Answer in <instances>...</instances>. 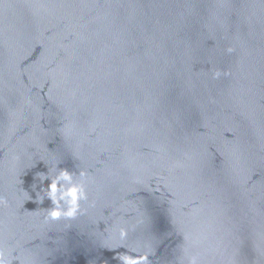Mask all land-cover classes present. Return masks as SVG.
Listing matches in <instances>:
<instances>
[{"label": "water", "instance_id": "obj_1", "mask_svg": "<svg viewBox=\"0 0 264 264\" xmlns=\"http://www.w3.org/2000/svg\"><path fill=\"white\" fill-rule=\"evenodd\" d=\"M0 252L264 264V0H0Z\"/></svg>", "mask_w": 264, "mask_h": 264}, {"label": "clouds", "instance_id": "obj_2", "mask_svg": "<svg viewBox=\"0 0 264 264\" xmlns=\"http://www.w3.org/2000/svg\"><path fill=\"white\" fill-rule=\"evenodd\" d=\"M73 173L66 169H60L55 176H49L45 173H40L42 177L41 183L47 179L50 183L44 191V197L40 199L42 203L44 198L50 200L52 207L47 209L46 219L57 220L62 216L65 218H74L79 212V201L86 200L87 194L84 184L82 182L74 181ZM81 181L85 177L84 172H80ZM120 241H125L128 232L125 228L119 227L117 229ZM123 245L121 244L120 247ZM121 264H146L148 260L147 255H128L121 254L118 256ZM0 264H10V261L4 259V255L0 252ZM192 264H196L195 258Z\"/></svg>", "mask_w": 264, "mask_h": 264}]
</instances>
